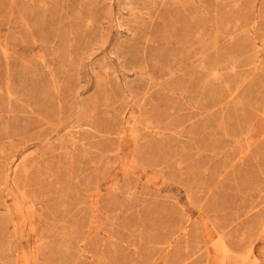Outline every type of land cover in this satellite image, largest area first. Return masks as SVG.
<instances>
[{"label":"rangeland","instance_id":"rangeland-1","mask_svg":"<svg viewBox=\"0 0 264 264\" xmlns=\"http://www.w3.org/2000/svg\"><path fill=\"white\" fill-rule=\"evenodd\" d=\"M0 264H264V0H0Z\"/></svg>","mask_w":264,"mask_h":264}]
</instances>
